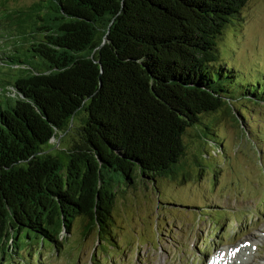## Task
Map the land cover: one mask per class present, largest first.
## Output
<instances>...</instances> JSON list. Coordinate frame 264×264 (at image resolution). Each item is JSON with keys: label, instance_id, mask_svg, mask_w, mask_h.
Wrapping results in <instances>:
<instances>
[{"label": "trees", "instance_id": "trees-1", "mask_svg": "<svg viewBox=\"0 0 264 264\" xmlns=\"http://www.w3.org/2000/svg\"><path fill=\"white\" fill-rule=\"evenodd\" d=\"M247 2L38 0L20 11L32 40L0 51V264L22 237L59 250L77 218L115 243L121 181L182 170L188 130L239 100L218 40ZM236 87L264 100L260 83ZM77 116L64 162L45 146Z\"/></svg>", "mask_w": 264, "mask_h": 264}, {"label": "rangeland", "instance_id": "rangeland-1", "mask_svg": "<svg viewBox=\"0 0 264 264\" xmlns=\"http://www.w3.org/2000/svg\"><path fill=\"white\" fill-rule=\"evenodd\" d=\"M36 1L0 0V51L29 45L31 32L20 11ZM241 17L218 40L220 62L236 85L264 86V0H248ZM2 65L0 70L10 68ZM236 85L239 100L230 114H205L208 129L186 133L182 170L121 181L108 228L115 243L101 239L96 223L88 230L89 220L77 218L71 233H62L59 250L35 236L22 237L17 248L10 242V264H206L220 250L244 243L255 247L251 264H264V100L242 97ZM80 116L45 146L64 162L81 138Z\"/></svg>", "mask_w": 264, "mask_h": 264}, {"label": "bare ground", "instance_id": "bare-ground-1", "mask_svg": "<svg viewBox=\"0 0 264 264\" xmlns=\"http://www.w3.org/2000/svg\"><path fill=\"white\" fill-rule=\"evenodd\" d=\"M254 249L251 244L244 243L233 249L220 250L214 257L208 259L206 264H251L250 258Z\"/></svg>", "mask_w": 264, "mask_h": 264}]
</instances>
